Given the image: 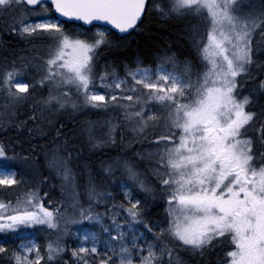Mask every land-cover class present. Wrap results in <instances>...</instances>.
<instances>
[{
    "label": "snow or ice",
    "instance_id": "1",
    "mask_svg": "<svg viewBox=\"0 0 264 264\" xmlns=\"http://www.w3.org/2000/svg\"><path fill=\"white\" fill-rule=\"evenodd\" d=\"M149 7L162 17L205 22L203 32L190 25L201 67L165 51L154 65L139 57L134 67L125 63L121 75L114 62L100 63V49L110 46L104 31L83 39L65 27L104 22L127 33ZM0 27L26 42L47 41L39 63L38 46L31 44L33 57L21 55L18 65L13 60L0 69L6 100L0 125L25 128L29 143L20 156L0 141V185L17 184L16 162L31 166L40 147L61 189H70L74 208L72 215L61 212L51 199L45 206L39 185L15 203L0 199V254L9 264H186L179 249L203 255L216 245H223L221 264H264V103L250 110L258 103L254 94L264 92V79L250 89L252 95L242 91L255 79L251 69L264 66V0L259 7L253 0H151L150 5L148 0H0ZM169 63L182 71H170ZM29 66L37 75L26 81ZM38 86L46 87L47 95L34 101ZM29 101L30 114L17 120V109ZM68 106L123 113L119 137L112 118L105 121L103 138L93 133L92 122L86 125L92 148L115 146L119 139L131 150L151 129V150L106 158L95 171L80 158L75 123L68 129L56 119ZM161 109L167 112L163 123ZM125 129L131 132L127 140ZM36 138L47 145L31 143ZM143 157L155 161L148 165L151 178L140 168ZM116 171L125 178L117 184L122 200L109 190ZM78 177L86 204L79 199ZM137 189L143 199L134 194ZM157 196L167 205L166 216L150 220L147 213ZM85 221L97 228L73 230L76 246L69 247V226ZM37 229L55 232L43 251Z\"/></svg>",
    "mask_w": 264,
    "mask_h": 264
},
{
    "label": "trees",
    "instance_id": "2",
    "mask_svg": "<svg viewBox=\"0 0 264 264\" xmlns=\"http://www.w3.org/2000/svg\"><path fill=\"white\" fill-rule=\"evenodd\" d=\"M162 4H166L167 0H160ZM261 0H254L255 6L259 7ZM149 5L151 0H149ZM198 25L199 31L203 32L206 24L203 20L184 17L181 19H172L162 17L155 9L150 7L146 10L145 16L139 26L128 35H119L116 32L104 28L105 38L110 42L109 47H102L100 49V63L104 61H112L118 67V70L121 75H123V66L125 63H128L130 66L134 67L133 61L139 57L143 60L144 65H154L158 61L156 60L157 54L163 55L165 51L170 53H175L179 62H183L185 59L190 61L195 67L199 68L202 65L200 60L199 53L192 39V32L190 30V25ZM66 30L72 33L73 35L80 36L83 39H91L96 32L93 30L97 27L85 28L75 23H68L65 25ZM99 28V27H98ZM102 28V27H100ZM84 31V34L81 35L79 31ZM255 39V38H254ZM45 39L36 38L32 41L26 42L16 33L9 31L7 28L0 27V69H3L8 66V64L16 60L17 65L19 60L17 57L21 55H27L28 57H33L34 51L31 49L30 45L35 44L38 46L36 51L39 55L36 57V61L40 62V57L42 58V49L44 44H46ZM264 58V57H262ZM171 70L181 72L182 69L178 65L173 69L172 64H166ZM253 75L254 86L256 87L259 80L264 79V66L256 67L254 66ZM37 71L29 66V69L24 77L27 81L31 77L36 76ZM195 78V77H193ZM31 90V89H30ZM46 87H37L35 90L34 101H39L42 96L47 95ZM259 95L260 100L264 103V92H257L256 95ZM260 102V103H261ZM6 103L5 97L3 94H0V106H3ZM32 101H29L28 104L20 106L16 112L17 120H24L25 116L30 114L29 109L32 106ZM158 102L150 101L149 105L157 104ZM161 117V123H163V118L167 115V112L164 109L160 110L159 113ZM69 116L71 119H69ZM123 113L114 112L111 110H101V109H78L73 110L71 106L66 107L57 113L56 119L60 120L66 125L68 129L73 128V122L77 130L76 146L79 151V155L82 161L88 162L95 171H98L100 168L101 162L106 158H113L120 155L128 154L131 152L137 151L141 148L146 151L151 149L148 147L150 142L154 143V138L152 136V130L150 129L146 137L139 143L131 145V150L125 148L120 144L119 139H117L116 145L106 144L101 147L92 148L89 144L88 131L86 125L89 122H92V130L96 136L101 138L104 137V134L107 131V124L105 121L109 118H112L113 121L118 125L116 129L117 137H119L121 128H124L123 122ZM29 126H32V122H28ZM157 132L160 131L159 128L156 129ZM130 129H125L124 138L127 140L130 136ZM0 141L9 145L15 149L16 153L20 156L26 154V150L29 148L28 134L25 128L16 129L12 127L11 124L7 126L0 125ZM31 143L40 145H47L46 140H41L36 138L31 141ZM50 147V145H48ZM35 159L32 162L31 166H26L19 161L16 162L17 170V184L13 185H0V199L11 200L13 203L19 198L21 200L25 199L28 191L34 188L36 185L40 187V195L45 204L48 205V200L53 201V207H59L61 212H66L69 215H72L74 212L73 202L71 197L70 189L65 188L61 189V180L55 176V174L49 170L46 165L44 157V149L38 147L34 153ZM140 163V168L151 178V170L148 167L150 163H155L154 160H149L146 157L138 158ZM42 177H48L47 181H43ZM125 179L122 177L120 171L115 172V180L109 184V190L116 195L117 200H122L123 197L120 195V189L117 187V184ZM80 182L79 191L81 203L86 204L87 200L83 194V177H78ZM153 183L155 181L153 180ZM47 192V196L44 193ZM138 195L141 199L144 198L145 194L140 190H136L134 193ZM166 208L164 200L159 196L155 200L151 201L150 209L147 213V216L150 220H163L166 216ZM84 225L91 226V223L85 221L82 225H70V232L67 237H65L69 247H75V236L72 235V231L78 228H81ZM158 231V229H157ZM34 234L38 235V240L43 251V245L46 240L54 239L55 232H45L37 229ZM4 237L0 236V240ZM153 237L151 234L148 235V239L151 240ZM8 246L13 247L14 242L12 240L8 241ZM223 245H216L209 248L203 255L198 253H191L184 249H179V255L186 261V264H221V260L224 256ZM65 260L69 259L68 255L64 256ZM0 264H9V261L0 254ZM41 264H44L41 261Z\"/></svg>",
    "mask_w": 264,
    "mask_h": 264
},
{
    "label": "rangeland",
    "instance_id": "3",
    "mask_svg": "<svg viewBox=\"0 0 264 264\" xmlns=\"http://www.w3.org/2000/svg\"><path fill=\"white\" fill-rule=\"evenodd\" d=\"M253 2H254V0H253ZM97 30H99V31H104L105 32V30H104V28H95L94 30H93V32H97ZM79 33L81 34V35H83L84 34V31H82V30H80L79 31ZM46 51H47V49L46 48H43L42 49V55H43V57H45V55H46ZM41 58V57H40ZM168 68V67H167ZM169 69V68H168ZM170 71H172L171 69H169ZM251 71H252V74H253V72H254V68H252L251 69ZM254 76V75H253ZM254 79H250V80H248L247 82H246V84H245V86H244V88L242 89V91L245 93V94H250V95H252V93L250 92V89H253V88H255V84H254ZM256 97H258V103L255 105V106H253L250 110H256V108H258L259 107V104H260V102L261 101H259L260 100V97H259V95L257 94L256 95V93L254 94V99L256 98ZM262 103V102H261ZM249 135H252L253 136V138H254V140H255V137H256V133H255V131H253L252 129H249ZM107 222V221H106ZM84 227H86V228H90V229H92V230H95L96 228H97V225H95L94 223H91V226H88V225H84V226H82L81 228H84ZM35 235V239H36V241H37V243H39L40 244V241L38 240V235L37 234H34ZM110 255H111V253H110Z\"/></svg>",
    "mask_w": 264,
    "mask_h": 264
},
{
    "label": "water",
    "instance_id": "4",
    "mask_svg": "<svg viewBox=\"0 0 264 264\" xmlns=\"http://www.w3.org/2000/svg\"><path fill=\"white\" fill-rule=\"evenodd\" d=\"M148 2H149V0H148ZM32 7H34V6H32ZM145 13H146V12H145ZM145 13L142 15L141 20H139V21L137 22L138 25H139V24L141 23V21L143 20V18H144V16H145ZM63 19H64L65 21H67V20H70L71 18H63ZM75 23H76V24H79V25H82V26H84V27H91V26H94V25L105 27V26H104V22H94L92 25H87V24H85V22H83V21H79V22H75ZM106 28H108V29H110V30L116 32V33L119 34V35H128V34H130L131 32H133L137 27H135L134 30H133V29H129L127 33H120L119 30H115V29H114V26H111V25H107Z\"/></svg>",
    "mask_w": 264,
    "mask_h": 264
}]
</instances>
